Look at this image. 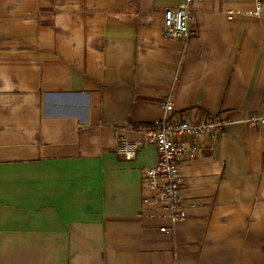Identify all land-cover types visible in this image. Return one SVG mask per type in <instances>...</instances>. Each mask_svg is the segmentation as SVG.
Listing matches in <instances>:
<instances>
[{"label": "crops", "instance_id": "1", "mask_svg": "<svg viewBox=\"0 0 264 264\" xmlns=\"http://www.w3.org/2000/svg\"><path fill=\"white\" fill-rule=\"evenodd\" d=\"M177 5L0 0V264H264V127L245 122L264 116V9L201 0L168 40ZM167 99L174 120H231L181 164L174 228L144 202L156 148L117 150Z\"/></svg>", "mask_w": 264, "mask_h": 264}, {"label": "built area", "instance_id": "2", "mask_svg": "<svg viewBox=\"0 0 264 264\" xmlns=\"http://www.w3.org/2000/svg\"><path fill=\"white\" fill-rule=\"evenodd\" d=\"M201 0H178V5L168 8L164 14V36L168 40L188 39L191 35V8ZM264 9L262 0H254V9L246 15L261 18ZM229 12V17L234 16ZM164 115L152 126L141 132L140 142L130 141L125 135L119 139L118 153L126 160H133L144 144L152 145L158 153L155 166L146 169L144 179L148 196L144 202L160 207L174 228L187 219L186 209L181 201L183 174L181 164L197 157L200 149L197 140L203 135L217 137L223 133L231 120L226 116L204 118H182L174 120L171 112L174 105L171 99L162 104ZM251 127H264V116L253 115L245 121ZM161 232L170 229L162 227Z\"/></svg>", "mask_w": 264, "mask_h": 264}]
</instances>
